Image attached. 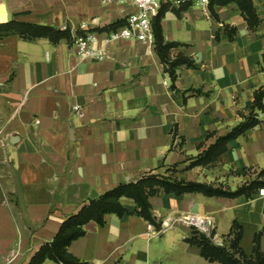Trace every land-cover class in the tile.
<instances>
[{"label":"crops","instance_id":"1","mask_svg":"<svg viewBox=\"0 0 264 264\" xmlns=\"http://www.w3.org/2000/svg\"><path fill=\"white\" fill-rule=\"evenodd\" d=\"M101 2L0 0L9 20L66 28L72 38L136 12L131 3ZM184 6L162 10L164 40L179 44L170 59L194 62L178 67L174 82L154 45L120 41L105 49L104 60L82 62L64 40H0V264H29L91 200L148 175L168 176L174 166L179 179L232 192L262 185L250 198L233 199L160 190L149 199L155 226L122 198L127 212L107 215L103 226L86 224L68 254L83 264H220L185 242L188 217L207 222L217 241L236 221L242 252L250 257L260 234L264 253V111L216 163L185 170L242 121L264 87V0L254 3V30L234 3L214 8L218 20L208 7ZM224 26L236 28L233 40Z\"/></svg>","mask_w":264,"mask_h":264},{"label":"trees","instance_id":"2","mask_svg":"<svg viewBox=\"0 0 264 264\" xmlns=\"http://www.w3.org/2000/svg\"><path fill=\"white\" fill-rule=\"evenodd\" d=\"M256 0H210L208 9L211 16L218 20L214 11L216 6H226L230 3L237 5L247 26L254 30L260 23L259 17L254 7ZM185 4V3H184ZM185 8L186 6H184ZM164 8V7H163ZM163 10V9H162ZM153 21V31L155 38V51L165 70L170 75L173 82L176 80V70L178 67L186 65L194 67V62L190 58L177 57L174 60L169 57V50L178 47L177 43H166L162 34L161 21L163 11ZM16 17V15L14 16ZM124 22H118L99 31H112L121 27ZM230 40L236 32V28L224 26ZM82 36L83 33L78 34ZM9 36H17L20 39L33 42L39 39H47L53 45L61 41L73 44L75 38H72L70 32L63 31L52 26L37 25L31 23H22L14 19L7 24L0 26V40ZM264 64V53H263ZM264 70V67H263ZM195 93H199L195 91ZM264 111V87L254 93V101L247 115H241L242 121L225 136L208 147V149L198 158L192 159L185 170L197 166H206L216 163L220 156L227 150V144L237 139L239 136L252 130L259 124L258 112ZM175 168V166H174ZM158 176L148 175L136 183L121 184L112 190L101 195L95 200H91L76 215L68 218L59 228L53 241L40 248L33 256L29 264H44L46 261H52L57 264H83L68 254V247L77 239L85 235L84 227L89 222H95L100 226L105 224L107 215L123 216L127 211L121 203L122 198L131 199L135 202L138 209V215L148 221L151 225H156L153 218V208L149 199L160 190L167 195L180 197L187 194H201L205 197L237 198L245 196L250 198L255 190L262 184L252 182L248 186H242L236 191L224 190L222 187H214L205 183L185 181L173 175ZM190 236L185 242L193 249L198 251L199 256L210 263L220 264H264V253L260 249V234L254 239L253 253L247 257L239 247L242 236L241 226L234 221L230 233L223 240L222 246L214 243L215 232L212 230L207 235L196 228H191Z\"/></svg>","mask_w":264,"mask_h":264},{"label":"built area","instance_id":"3","mask_svg":"<svg viewBox=\"0 0 264 264\" xmlns=\"http://www.w3.org/2000/svg\"><path fill=\"white\" fill-rule=\"evenodd\" d=\"M210 0H102V6H110L112 4L131 3L136 9L126 17L124 24L112 31H98L84 33L82 36L75 38L73 43V54L79 61L97 60L102 61L106 58L105 49L120 41H133L152 46L155 43L153 21L159 15L164 6L174 5L182 6L186 2H193L199 6L207 8ZM85 29V25H82ZM63 31L66 28L62 29ZM76 113L82 117L80 108H73ZM264 195V189L260 191ZM187 224L196 225L191 217L186 218ZM186 224V225H187ZM200 229L210 231V226L206 222V227Z\"/></svg>","mask_w":264,"mask_h":264},{"label":"water","instance_id":"4","mask_svg":"<svg viewBox=\"0 0 264 264\" xmlns=\"http://www.w3.org/2000/svg\"><path fill=\"white\" fill-rule=\"evenodd\" d=\"M9 21V13L7 7L4 4L0 3V26L7 24ZM214 243L222 246V242L217 241Z\"/></svg>","mask_w":264,"mask_h":264},{"label":"rangeland","instance_id":"5","mask_svg":"<svg viewBox=\"0 0 264 264\" xmlns=\"http://www.w3.org/2000/svg\"><path fill=\"white\" fill-rule=\"evenodd\" d=\"M174 169V167H172V169H169V170H167L165 173H167L168 175H171L172 173H175L176 171H174L173 170ZM185 224H187L186 222H185V220H182ZM187 226H189L190 228H196L197 230H199V231H201V232H203V233H205V234H209L210 233V231H204V230H202V229H200L199 227H196V226H194V225H191V224H187ZM192 230V229H191ZM214 240V242H217V240H215V238L213 239ZM219 242H222L223 243V241H219Z\"/></svg>","mask_w":264,"mask_h":264},{"label":"bare ground","instance_id":"6","mask_svg":"<svg viewBox=\"0 0 264 264\" xmlns=\"http://www.w3.org/2000/svg\"><path fill=\"white\" fill-rule=\"evenodd\" d=\"M192 221L198 225L199 227H202V228H205L206 227V223L203 219H200V218H193L191 217Z\"/></svg>","mask_w":264,"mask_h":264}]
</instances>
